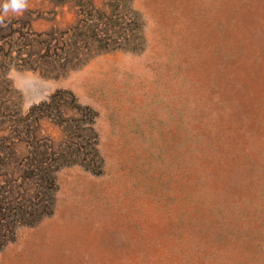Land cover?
Here are the masks:
<instances>
[{
	"label": "rangeland",
	"instance_id": "1",
	"mask_svg": "<svg viewBox=\"0 0 264 264\" xmlns=\"http://www.w3.org/2000/svg\"><path fill=\"white\" fill-rule=\"evenodd\" d=\"M0 0V264H264V0Z\"/></svg>",
	"mask_w": 264,
	"mask_h": 264
},
{
	"label": "clouds",
	"instance_id": "2",
	"mask_svg": "<svg viewBox=\"0 0 264 264\" xmlns=\"http://www.w3.org/2000/svg\"><path fill=\"white\" fill-rule=\"evenodd\" d=\"M3 7L5 11L11 9L13 12H17L25 7V3L23 0H11L10 3H5Z\"/></svg>",
	"mask_w": 264,
	"mask_h": 264
}]
</instances>
